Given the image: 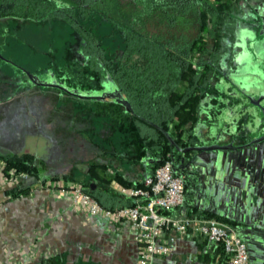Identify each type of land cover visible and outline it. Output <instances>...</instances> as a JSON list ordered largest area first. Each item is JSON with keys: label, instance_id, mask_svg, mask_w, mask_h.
I'll return each mask as SVG.
<instances>
[{"label": "crops", "instance_id": "obj_1", "mask_svg": "<svg viewBox=\"0 0 264 264\" xmlns=\"http://www.w3.org/2000/svg\"><path fill=\"white\" fill-rule=\"evenodd\" d=\"M16 69L18 72L14 73L0 66V126L18 107L17 112L24 116L23 120H16L21 122L20 125H27L24 122L27 121L35 137L41 134L43 149L41 152L37 148L3 152L32 154L36 176L0 187V264H135L134 232L125 220L115 222L100 215H87L81 207L73 205L67 192L40 187L45 180L57 179L92 184L90 189L103 206L116 208L129 204L118 188L140 183L152 172L153 157L143 146L137 131L132 130L131 136L135 138L128 144L116 146L110 141L100 146L85 133L96 132L91 119L62 109L58 114L53 105L60 99L59 94L66 98L73 95L91 99L99 103L97 113L107 110L115 120L124 119L125 124L132 127L129 112L115 101L94 97L106 93L101 81L78 83V87L77 83L69 85L64 72L56 71L60 79L48 83L41 79L37 81L34 73L25 72V69ZM46 77L50 79L48 75ZM108 84L111 93L106 96H114L118 89L114 84ZM84 94L89 96L83 97ZM43 111L49 115L45 113L44 117ZM196 125L199 127L195 126L190 132L193 135L207 127L204 119ZM89 164L104 165L105 179L89 177L86 172ZM114 173L125 184L111 179ZM13 187L26 190L12 195L9 190ZM252 199L255 203L256 198ZM190 206L236 218L229 226L244 240L248 264H264V229L255 228V225L264 228L262 220H246L217 212L214 202H198L186 185L183 202L171 208L169 215L186 216ZM153 264H226V256L218 244L208 242L193 229H188L176 236L173 250L168 255L155 257Z\"/></svg>", "mask_w": 264, "mask_h": 264}, {"label": "trees", "instance_id": "obj_2", "mask_svg": "<svg viewBox=\"0 0 264 264\" xmlns=\"http://www.w3.org/2000/svg\"><path fill=\"white\" fill-rule=\"evenodd\" d=\"M237 3L238 0H0V19H53L77 33L82 39L80 53L86 69L96 73L100 81L109 80L129 103V114L141 142L153 157V170L170 160L172 149L157 128L180 144L185 125L198 123L206 83L228 57L230 47L225 35H234L241 18L235 9ZM0 162L4 172L13 169L36 176L35 158L28 152L0 153ZM104 170V165L89 164L86 172L91 178L105 179ZM111 179L125 184L115 173ZM80 184L97 200L87 184ZM25 190L13 187L9 192L16 195ZM165 213L169 214V210ZM186 216L235 223L196 206H190Z\"/></svg>", "mask_w": 264, "mask_h": 264}, {"label": "rangeland", "instance_id": "obj_3", "mask_svg": "<svg viewBox=\"0 0 264 264\" xmlns=\"http://www.w3.org/2000/svg\"><path fill=\"white\" fill-rule=\"evenodd\" d=\"M245 5L246 0H238L237 7L235 6L237 14L241 15L238 27L245 25L242 19L244 14L242 7ZM225 37L227 47H230L228 57L223 59L217 67L221 69L225 63L226 68L229 67V72L232 74L235 64L233 59H235V53L239 48L234 43V35L229 34ZM81 44V37L75 32L68 31L67 27L57 20L46 19L35 22L15 18L0 19V64L3 69H9L14 73L18 72L16 68L34 73L37 81L41 79V82H56L60 79L56 71L66 74V80L70 81L69 85L77 83L78 86V83L100 81L96 73L86 69L85 59L80 53ZM47 75L50 79L46 77ZM220 76L216 70L207 81L203 91V109L200 111L199 120L204 119L207 127L200 128L202 132L198 136L190 134V139L196 145L212 144V134L215 129L211 128V123L216 122L217 116L224 107L223 100L227 96L226 91L231 90L230 86L223 88ZM65 82L63 83L66 84ZM101 82L108 86L110 81L105 79ZM108 89L109 86L106 93H111ZM84 96L89 95L84 94ZM59 98L53 105L55 109H58V114L59 109H62V111L68 110L75 115H83L85 119H91V126L96 132L87 131L85 133L90 134L91 141L95 144L103 146L111 141L116 146H123L135 138L131 136L132 130H136L138 133L137 125L133 121L132 127H129L128 124H125L127 122L124 119L116 118L115 120L107 110L102 111L101 109L102 112H105L104 114L97 113V111L99 112L97 110L99 103L96 101L79 99L73 95H67L66 98L63 94H59ZM227 103L234 104L236 100L231 99ZM15 109L16 111L12 112L10 119L4 120L0 126V150H2L0 153L25 148H37L41 152L43 149L41 134L35 137V133L30 130L27 121H24L27 125H20L21 122L16 119L23 120L24 115L17 112L18 107ZM35 112L36 110L32 112V116ZM45 113L49 115L44 111L42 114ZM25 117L27 118V116ZM244 120V115L237 118L235 122L237 130H240ZM195 126L199 127L196 124L192 126L186 124L183 136H188ZM40 130L42 131V128ZM229 138L230 135H226L225 129L221 132L219 140L221 143H225ZM206 155L213 157L214 162H209L206 167L200 168V189L203 190L207 186V197L214 202L216 211L240 216L246 220H253L254 216L260 213L264 220V143L256 144L250 150L245 149L239 153L219 151L216 157L212 153ZM209 189L214 195L210 194ZM250 193L256 195L255 203H253ZM204 198L201 193L196 194L198 202H204L206 200Z\"/></svg>", "mask_w": 264, "mask_h": 264}, {"label": "built area", "instance_id": "obj_4", "mask_svg": "<svg viewBox=\"0 0 264 264\" xmlns=\"http://www.w3.org/2000/svg\"><path fill=\"white\" fill-rule=\"evenodd\" d=\"M29 177L13 169L2 171L0 162V187L15 185ZM40 185L67 192L73 205L81 207L87 215H100L115 222L125 220L134 232L135 264H153L155 257L168 255L173 250L176 236L188 229H193L208 242L219 244L226 256V264H248L246 244L229 225L214 219L165 213L184 199V180L173 173L168 160L157 165L140 185L120 186L118 192L129 200V204L116 208L101 206L79 182L57 179L45 180Z\"/></svg>", "mask_w": 264, "mask_h": 264}, {"label": "water", "instance_id": "obj_5", "mask_svg": "<svg viewBox=\"0 0 264 264\" xmlns=\"http://www.w3.org/2000/svg\"><path fill=\"white\" fill-rule=\"evenodd\" d=\"M257 7L258 10L255 14L251 12L243 14V17L246 19L248 18V24L235 29L234 43L239 49H242V55L235 57L233 60L236 66L240 65L243 66V68L245 67V69L242 71L241 76L230 74V83L235 87L234 89L231 88L232 96H234L235 99L238 97L240 99L241 96H243L251 103L252 109L240 111L241 114L238 116L235 113L232 115L229 114L227 117L218 115L216 122L211 123V128L215 129L212 134V144L196 145L195 143L194 145L187 146L185 150L191 151L192 154L186 157L182 156L177 165L174 164L172 157H170L169 160L173 173L183 178L184 185L190 187L195 200L196 194L201 193V195L205 197V201H212L207 197V186L203 190L200 189V168L206 167L209 162H214L213 157L207 156L206 154L212 153L216 157L219 151L227 153L235 151L239 153L245 149L250 150L256 144L259 145L264 143V35L261 39L256 37V34H264V2L260 0ZM223 86L224 89L228 87H225V85ZM107 87L108 86H105L106 89ZM106 95L107 93H105V95H94V97L115 101L121 104L129 113L132 112L129 103L119 90H117L114 96ZM251 98L255 100L251 101ZM242 115L245 116V120L242 122L240 130H237L235 122L237 118ZM157 129L161 131L171 146L180 150L165 130L159 127ZM225 129L226 135H230V138L227 142L221 143L219 140L220 134ZM199 134L200 133H197V135ZM89 188H92V184H89ZM209 191L211 195H214L211 189H209ZM250 194L252 197H256L253 193ZM254 217L255 219L264 221L260 213L256 214ZM232 219L237 220L234 217H232ZM255 228L264 229L256 225Z\"/></svg>", "mask_w": 264, "mask_h": 264}, {"label": "flooded vegetation", "instance_id": "obj_6", "mask_svg": "<svg viewBox=\"0 0 264 264\" xmlns=\"http://www.w3.org/2000/svg\"><path fill=\"white\" fill-rule=\"evenodd\" d=\"M264 2V0H262ZM260 0H246V5L242 7V11L243 13H248V12H251L253 14H255V12L258 10V7H257V4H259ZM241 17V15H240ZM245 17H243V22H245V25L248 24V18L244 19ZM4 19V18H2ZM241 20V18H240ZM246 20V21H245ZM259 29V28H257ZM264 34H256V37L258 39H261L263 37ZM235 57H239L242 55V49H239L236 51L235 53ZM228 63V62H227ZM226 64L224 63V66L222 67L221 69H218L217 67V70L218 72L220 73V82H221V85H225L226 86H230L232 89H234L235 87H233L230 83V79H231V76H230V70H229V67L226 68ZM233 72L232 74H235L237 76H241V73L242 71L245 69V67L243 68V66H236V64H234V68H233ZM236 71V72H235ZM243 75V74H242ZM224 88V86H223ZM232 94V90L231 91H226V97L224 98L223 102H224V107L221 109L220 111V116L221 117H227V115L229 114H233L235 113L237 116L241 114L240 111H244V110H249V109H252V106H251V103L248 102L247 99H245L243 96H241V98L239 99V97L237 99H235L234 96L231 95ZM236 100V103H227L228 100ZM255 99L251 98V101H254ZM191 133H189L188 136H183L182 137V140L180 141V144L176 143V146L180 148V150H177L176 147L172 146V149H171V152H170V157L173 158V162L175 165H177L179 163V159L183 156V157H186V156H189L192 154L191 151H187L185 150V148L187 146H191V145H194L195 143L190 139V135ZM184 150V151H183Z\"/></svg>", "mask_w": 264, "mask_h": 264}]
</instances>
